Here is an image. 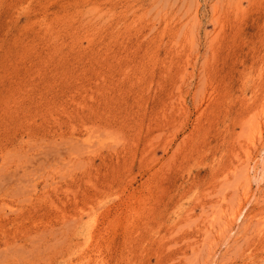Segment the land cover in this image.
<instances>
[{
  "label": "rangeland",
  "instance_id": "rangeland-1",
  "mask_svg": "<svg viewBox=\"0 0 264 264\" xmlns=\"http://www.w3.org/2000/svg\"><path fill=\"white\" fill-rule=\"evenodd\" d=\"M0 264H264V0H0Z\"/></svg>",
  "mask_w": 264,
  "mask_h": 264
}]
</instances>
